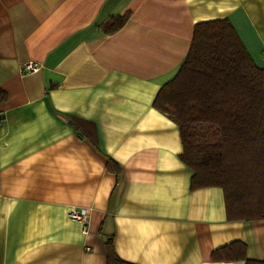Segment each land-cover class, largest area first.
<instances>
[{"label":"crops","instance_id":"1","mask_svg":"<svg viewBox=\"0 0 264 264\" xmlns=\"http://www.w3.org/2000/svg\"><path fill=\"white\" fill-rule=\"evenodd\" d=\"M220 18L264 68V0H0V264H106L109 237L133 264H245L211 258L234 240L264 261V219L229 221L222 188H190L152 104L194 24Z\"/></svg>","mask_w":264,"mask_h":264},{"label":"trees","instance_id":"2","mask_svg":"<svg viewBox=\"0 0 264 264\" xmlns=\"http://www.w3.org/2000/svg\"><path fill=\"white\" fill-rule=\"evenodd\" d=\"M128 13L101 24L120 29ZM0 89V103L6 99ZM153 106L178 126L180 160L192 170L190 188L223 189L226 219H264V68L258 67L226 18L194 24L188 53L176 74L157 91ZM109 171L120 167L108 159ZM213 261L243 260L246 245L234 240L213 250ZM106 264H133L106 241Z\"/></svg>","mask_w":264,"mask_h":264},{"label":"built area","instance_id":"3","mask_svg":"<svg viewBox=\"0 0 264 264\" xmlns=\"http://www.w3.org/2000/svg\"><path fill=\"white\" fill-rule=\"evenodd\" d=\"M39 69V64L33 61H27L21 65L20 70L23 73H33ZM70 218L75 219V220H80L83 223L87 222V217L84 214L79 213L76 210H73L69 214Z\"/></svg>","mask_w":264,"mask_h":264}]
</instances>
